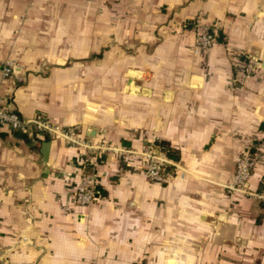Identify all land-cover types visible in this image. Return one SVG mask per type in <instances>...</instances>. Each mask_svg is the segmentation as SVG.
Masks as SVG:
<instances>
[{"label": "crops", "instance_id": "0c3cea01", "mask_svg": "<svg viewBox=\"0 0 264 264\" xmlns=\"http://www.w3.org/2000/svg\"><path fill=\"white\" fill-rule=\"evenodd\" d=\"M197 22L221 28L193 55ZM0 98L110 149L79 207V149L0 130V264H264V201L226 192L247 151L264 187V0H0ZM150 143L172 182L142 174Z\"/></svg>", "mask_w": 264, "mask_h": 264}, {"label": "built area", "instance_id": "2783aa9c", "mask_svg": "<svg viewBox=\"0 0 264 264\" xmlns=\"http://www.w3.org/2000/svg\"><path fill=\"white\" fill-rule=\"evenodd\" d=\"M220 28L219 22L213 23L212 25L200 22L195 23L192 29L193 43L191 45V53L197 55L201 49H210L213 47L215 44L214 36ZM244 58L245 63L243 65H235V71L239 72L242 84L246 83L258 68V63L253 58L248 55H245ZM9 72V69H5L4 75L7 76ZM5 129L31 134L46 133L64 140L68 148L79 149L81 151L83 167L74 195L75 204L79 207H89L95 202L97 173L95 171L93 156L96 151H109L110 149L93 146L89 142L78 138L75 128H61L42 118L24 119L22 116L5 109L0 98V130ZM157 149L154 143L148 145V150L141 154L143 163L140 170L144 177L152 183H170L176 176L179 168L177 164L168 159L165 153L156 152ZM259 160V156L253 155L248 151L237 159L231 182L226 187V192L229 195L242 193L257 200L264 201V187L260 192L253 195L245 191L251 173ZM181 176H183V173Z\"/></svg>", "mask_w": 264, "mask_h": 264}, {"label": "rangeland", "instance_id": "374dc122", "mask_svg": "<svg viewBox=\"0 0 264 264\" xmlns=\"http://www.w3.org/2000/svg\"><path fill=\"white\" fill-rule=\"evenodd\" d=\"M239 83L242 84L241 79H240Z\"/></svg>", "mask_w": 264, "mask_h": 264}]
</instances>
